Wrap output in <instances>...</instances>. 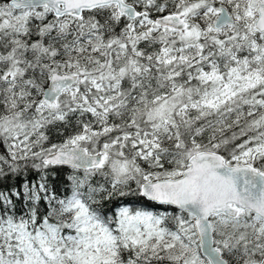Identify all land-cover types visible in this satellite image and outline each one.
Instances as JSON below:
<instances>
[{
	"label": "snow or ice",
	"instance_id": "1",
	"mask_svg": "<svg viewBox=\"0 0 264 264\" xmlns=\"http://www.w3.org/2000/svg\"><path fill=\"white\" fill-rule=\"evenodd\" d=\"M0 264H264V0H0Z\"/></svg>",
	"mask_w": 264,
	"mask_h": 264
}]
</instances>
